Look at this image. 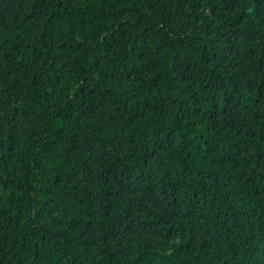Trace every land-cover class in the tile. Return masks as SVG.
Listing matches in <instances>:
<instances>
[{
	"label": "trees",
	"instance_id": "1",
	"mask_svg": "<svg viewBox=\"0 0 264 264\" xmlns=\"http://www.w3.org/2000/svg\"><path fill=\"white\" fill-rule=\"evenodd\" d=\"M0 264H264V0H0Z\"/></svg>",
	"mask_w": 264,
	"mask_h": 264
}]
</instances>
